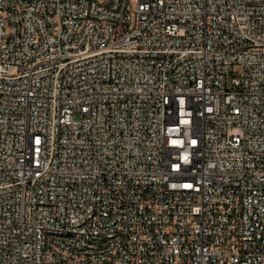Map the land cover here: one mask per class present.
<instances>
[{
    "label": "built area",
    "instance_id": "2783aa9c",
    "mask_svg": "<svg viewBox=\"0 0 264 264\" xmlns=\"http://www.w3.org/2000/svg\"><path fill=\"white\" fill-rule=\"evenodd\" d=\"M0 264H264V0H0Z\"/></svg>",
    "mask_w": 264,
    "mask_h": 264
}]
</instances>
